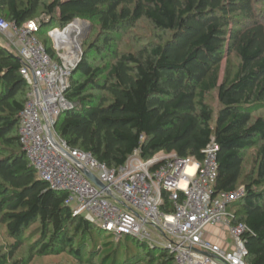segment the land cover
<instances>
[{"label":"trees","instance_id":"obj_1","mask_svg":"<svg viewBox=\"0 0 264 264\" xmlns=\"http://www.w3.org/2000/svg\"><path fill=\"white\" fill-rule=\"evenodd\" d=\"M40 12L48 21L38 22L37 39L48 27L64 29L76 19L88 20L105 34L92 49L110 58L92 67L84 55L73 71L64 93L72 107L58 116L57 136L109 169L123 166L135 150L143 160L164 153L202 162L214 142V192L244 187V197L229 211L234 224L248 228L246 264H264V118L256 116L264 110V5L259 0H0V18L17 25ZM143 19L168 38L137 53H119L117 36ZM22 66L15 52L0 46V214L15 240L0 264L31 262V256L14 258L23 232L34 225L44 236L36 252L40 256L71 249L72 232L88 237L100 232L93 222L74 217L64 205L67 195L50 190L29 164L18 133L31 90ZM214 91L220 108L213 124L207 98ZM257 146L254 172L243 176L244 153ZM170 208L164 193L162 209ZM125 239L146 252L148 264H175L167 251L134 238L119 239V247L126 246ZM110 256L115 264V255Z\"/></svg>","mask_w":264,"mask_h":264},{"label":"built area","instance_id":"obj_2","mask_svg":"<svg viewBox=\"0 0 264 264\" xmlns=\"http://www.w3.org/2000/svg\"><path fill=\"white\" fill-rule=\"evenodd\" d=\"M38 31L35 21L17 25L0 18V33L23 62L20 74L31 88L19 114L18 133L38 178L50 190L67 195L64 205L74 217L93 222L117 239L130 237L151 249H163L175 264H246L243 237L248 228L234 224L229 211L244 197V187L214 192L216 144L205 149L202 162L174 154L143 160L135 150L118 169L107 168L89 152L70 149L55 133V125L58 116L72 107L64 93L75 59L64 54L53 61L37 39ZM55 31L61 30L49 35L59 52L62 43H56ZM84 170L104 188L95 186ZM164 193L172 208L168 211L162 209ZM212 227L223 228L229 238L223 234L217 239L208 232Z\"/></svg>","mask_w":264,"mask_h":264},{"label":"rangeland","instance_id":"obj_3","mask_svg":"<svg viewBox=\"0 0 264 264\" xmlns=\"http://www.w3.org/2000/svg\"><path fill=\"white\" fill-rule=\"evenodd\" d=\"M45 1L48 2L50 0ZM259 2L264 5V0H259ZM41 20H44L46 22L48 21V17H46V15L42 12H40L37 17H35L32 21L38 23ZM78 20H80L81 23L87 24L89 26V31L86 33V27L84 25L81 33L79 34V37L77 38V41L76 39L69 41H67L66 38L63 39V44H61L62 49L59 52H57L54 48L53 39L49 35L50 31L57 28H54L53 26L48 27V31L46 30L45 34L40 35L38 38L43 46H45V42H47L46 46L54 49L55 57L59 60V55L64 54L67 57H72L73 59H75V62L71 69V74L80 64L84 55L87 59V62L92 67H102L106 64V61L108 62V60L110 59L106 54L104 55L103 53H97V51L92 49V46L101 45L102 40L105 38L104 32L100 30L98 26L92 27L88 20ZM59 30L62 31L63 29ZM84 35H86V38H82V36ZM168 36V34H165L155 29L147 20L143 19L138 21L135 24V27L129 30L128 34L122 36L121 34H119L117 36V41L114 46H116V49L119 53H137L150 46L163 44L164 41L168 38ZM75 41L77 42V46ZM8 44L9 42L6 35L0 33V46L10 52L16 53V51L10 48ZM231 61L233 65H236L238 63L237 59L234 56L231 57ZM224 68L225 64H223L222 66V74ZM216 95V91H214L207 98V103L210 105L214 113L213 124L216 119L217 112L220 108ZM256 116L264 118V110L258 112ZM259 148L260 147L257 146L256 148L250 149L244 153L243 176L253 174L256 161L258 159ZM164 155V153H160L156 157L159 158L163 157ZM242 187L243 186L240 185L237 189H240ZM99 230V235H96V233H92V236L90 237H88L87 235H82L81 233L73 234L72 232L70 235L72 239L71 249L59 255L49 253L40 256L37 255L36 252L40 243L44 239V236L40 228H38L37 225H34L23 232V245L16 253L14 261L27 260L31 256L32 260L29 264H112V256H110V254H113L115 255L116 260L115 264H132L133 262L134 264L150 263V259L146 256V252H142L141 250L137 249L132 244V242L127 241L128 239H125L127 241L125 243L126 246L120 245L119 247V239L111 235H105L101 233V229ZM209 231L211 232L210 234L214 235L217 239L222 238L223 234L225 237L229 238L228 234L225 232V230H223V228L221 229L219 227H212L208 229V232ZM14 241L15 240L10 236L7 231L6 224L2 222V214H0V256L9 252ZM122 242H124V240ZM107 255L109 256L106 257Z\"/></svg>","mask_w":264,"mask_h":264},{"label":"bare ground","instance_id":"obj_4","mask_svg":"<svg viewBox=\"0 0 264 264\" xmlns=\"http://www.w3.org/2000/svg\"><path fill=\"white\" fill-rule=\"evenodd\" d=\"M84 23H81L80 21H75L72 25H70L67 30L65 32H61V31H55L53 32V37L54 39H57L59 42H61L63 44V39L66 38L67 41L69 40H74L78 38V35L81 33L82 28L84 27ZM66 41V42H67ZM76 46H77V42ZM65 42V41H64ZM72 60V57H69V60Z\"/></svg>","mask_w":264,"mask_h":264},{"label":"water","instance_id":"obj_5","mask_svg":"<svg viewBox=\"0 0 264 264\" xmlns=\"http://www.w3.org/2000/svg\"><path fill=\"white\" fill-rule=\"evenodd\" d=\"M75 21H77V20H75ZM74 21V22H75ZM71 25V24H70ZM70 25H68V27L70 26ZM67 27V28H68ZM85 27H86V33L89 31V26L87 25V24H85ZM67 28H65L62 32H65L66 30H67ZM78 37H79V35H78ZM82 38H86V35H84V36H82ZM56 40V43L57 44H59V43H61V42H59L57 39H55ZM83 173H84V175L95 185V186H97L99 189H103L104 187H103V185L91 174V173H89V172H87V171H83Z\"/></svg>","mask_w":264,"mask_h":264}]
</instances>
